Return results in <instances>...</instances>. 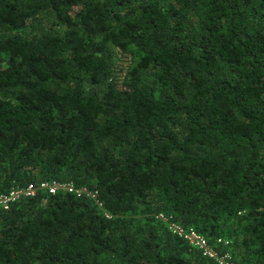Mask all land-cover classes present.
Instances as JSON below:
<instances>
[{
    "label": "trees",
    "instance_id": "trees-1",
    "mask_svg": "<svg viewBox=\"0 0 264 264\" xmlns=\"http://www.w3.org/2000/svg\"><path fill=\"white\" fill-rule=\"evenodd\" d=\"M41 181L101 206L0 208V264H216L159 215L264 264V0H0V194Z\"/></svg>",
    "mask_w": 264,
    "mask_h": 264
},
{
    "label": "built area",
    "instance_id": "built-area-1",
    "mask_svg": "<svg viewBox=\"0 0 264 264\" xmlns=\"http://www.w3.org/2000/svg\"><path fill=\"white\" fill-rule=\"evenodd\" d=\"M43 191L47 193L62 192H73L77 194L86 193L90 194L85 188H76L71 182H57V181H41L39 184H28L23 187L12 188L8 193L0 194V208H7L10 203L18 200L22 197H30L37 194V192ZM99 206V202L95 193L90 194ZM163 221L167 222L169 229L182 236L191 246L199 249L202 254L208 258L214 260L216 264H238L234 259L229 250L218 252L215 246H212L208 240L193 228H183L182 226L173 222H168L167 218L163 215H159ZM216 244L228 245L229 240L219 237L216 240Z\"/></svg>",
    "mask_w": 264,
    "mask_h": 264
},
{
    "label": "rangeland",
    "instance_id": "rangeland-1",
    "mask_svg": "<svg viewBox=\"0 0 264 264\" xmlns=\"http://www.w3.org/2000/svg\"><path fill=\"white\" fill-rule=\"evenodd\" d=\"M119 57H120V56H119ZM123 60H124V58H123V56H121V57H120V61H119V62H120V63H122V62H123Z\"/></svg>",
    "mask_w": 264,
    "mask_h": 264
}]
</instances>
